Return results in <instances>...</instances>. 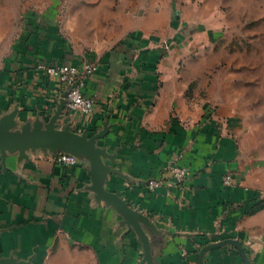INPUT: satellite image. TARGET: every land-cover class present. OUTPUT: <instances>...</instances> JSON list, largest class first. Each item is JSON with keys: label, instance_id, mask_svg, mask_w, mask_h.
<instances>
[{"label": "crops", "instance_id": "1", "mask_svg": "<svg viewBox=\"0 0 264 264\" xmlns=\"http://www.w3.org/2000/svg\"><path fill=\"white\" fill-rule=\"evenodd\" d=\"M48 19L38 20L35 31L23 26L2 60L0 117L16 110L17 128L46 123L61 93L37 66L95 63L82 88L96 100L94 111L63 114L59 127L87 137L105 132L96 145L118 174L107 175L103 186L148 219L142 227L152 262L196 264L202 248L230 239L244 255L225 244L206 251L202 264H264V155L245 145L239 116L214 112L191 93V72L200 66L186 62V25L175 18L168 37L136 30L98 49L83 47ZM59 154L36 150L21 161L8 154L4 164L0 158V258L139 264L137 234L88 189L89 163L61 166L53 160ZM172 164L190 175L149 190L148 182Z\"/></svg>", "mask_w": 264, "mask_h": 264}, {"label": "rangeland", "instance_id": "2", "mask_svg": "<svg viewBox=\"0 0 264 264\" xmlns=\"http://www.w3.org/2000/svg\"><path fill=\"white\" fill-rule=\"evenodd\" d=\"M47 17L98 49L136 30L168 37L178 18L189 37L186 62L200 66L191 93L239 116L245 145L264 155V0H0V65L23 26L35 31Z\"/></svg>", "mask_w": 264, "mask_h": 264}, {"label": "water", "instance_id": "3", "mask_svg": "<svg viewBox=\"0 0 264 264\" xmlns=\"http://www.w3.org/2000/svg\"><path fill=\"white\" fill-rule=\"evenodd\" d=\"M66 92L59 96L53 114L46 123L39 119L32 124H24L17 128L15 116L17 111L0 117V158L4 164L8 154H17L19 161L28 158V152L40 150L43 153L60 152L77 159H85L89 163L90 186L88 189L94 194L97 201H104L112 206L122 217L123 225L132 229L138 236L142 248L143 257L139 264H154L152 262L150 245L142 225L148 224V219L136 210H133L118 194L109 192L103 186V180L107 175L118 174L111 167L104 164L103 160L109 159L106 151L96 145V141L104 137L105 132L87 137L85 134L74 132L67 124L59 127L63 119ZM225 244H232L244 255L242 246L235 240H223L202 248L196 264H202L203 255L210 249H215ZM249 264L248 262H246ZM0 264H29L15 261L13 258H0Z\"/></svg>", "mask_w": 264, "mask_h": 264}, {"label": "built area", "instance_id": "4", "mask_svg": "<svg viewBox=\"0 0 264 264\" xmlns=\"http://www.w3.org/2000/svg\"><path fill=\"white\" fill-rule=\"evenodd\" d=\"M38 70L43 71L47 76L54 79L59 87L60 93L66 92L64 114L79 113L83 116L92 114L96 100L83 93L82 88L85 80L92 76L97 70L95 63H83L79 66L73 65H45L39 64ZM60 96V95H59ZM59 97L56 99V104ZM54 163L61 166H72L76 164V159L67 154H59L54 159ZM190 175L187 167H179L175 164L170 165L159 179L148 182L149 190L153 191L165 184L180 183ZM225 184H230L228 176L223 177Z\"/></svg>", "mask_w": 264, "mask_h": 264}]
</instances>
